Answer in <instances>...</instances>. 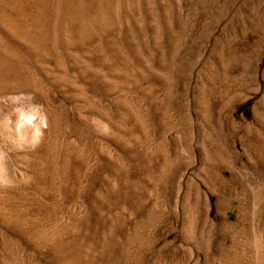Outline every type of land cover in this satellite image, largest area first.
I'll use <instances>...</instances> for the list:
<instances>
[{
    "label": "rangeland",
    "instance_id": "1",
    "mask_svg": "<svg viewBox=\"0 0 264 264\" xmlns=\"http://www.w3.org/2000/svg\"><path fill=\"white\" fill-rule=\"evenodd\" d=\"M59 5L0 22V264H261L264 0Z\"/></svg>",
    "mask_w": 264,
    "mask_h": 264
},
{
    "label": "bare ground",
    "instance_id": "2",
    "mask_svg": "<svg viewBox=\"0 0 264 264\" xmlns=\"http://www.w3.org/2000/svg\"><path fill=\"white\" fill-rule=\"evenodd\" d=\"M2 1V2H1ZM26 1L27 0H16L15 2H20L21 6L17 8V12L16 15H13L12 13V8H14V6L10 5V3L5 2L4 0H0V22H2L8 29H11L14 34L16 36H18L20 39L24 40L29 46H31L32 48H36L39 49V47L42 45V42L40 40L41 35H44L45 32H41L40 36L36 35L32 32L31 28L28 27V25L26 24V20H27V16H29V12L27 10V6H26ZM29 1V0H28ZM116 0H59L60 5H62V7H64L66 14L70 16V18L72 19H78L80 18L82 15H86L85 11H87V9H92V12L94 15H91V17L93 18V20L95 22H109L107 21L110 17L109 15H113L114 11V4H115ZM34 2V1H33ZM35 3V2H34ZM58 5V4H56ZM59 5V6H60ZM118 5V4H117ZM5 6V7H4ZM32 6V4H31ZM55 6V5H54ZM116 8V7H115ZM57 10V9H56ZM60 11H58L57 13H59ZM31 15V14H30ZM45 16L49 19L51 17L50 12L45 13ZM56 18V17H55ZM46 21H48L46 19ZM65 22V21H64ZM75 22V21H74ZM45 24H48L47 22L44 21ZM68 23V21H67ZM124 23V22H123ZM40 25V22L39 24ZM86 26V25H85ZM84 26V27H85ZM40 30H44V28L40 29ZM45 36V35H44ZM49 36V35H48ZM45 38V37H44ZM6 40V39H5ZM5 40L0 38V67L1 69L3 67H5L6 65H15L14 63H20L21 60V54L18 51L17 48H11L8 47V44H5ZM49 42V41H48ZM7 43V42H6ZM22 51V50H21ZM23 58V57H22ZM25 60V59H24ZM202 135V134H201ZM213 143V142H212ZM211 143V144H212ZM106 146V145H105ZM209 153V152H208ZM220 154V153H219ZM168 158V157H167ZM218 162V161H217ZM67 164V163H66ZM69 164V163H68ZM150 170V169H149ZM204 171V170H203ZM208 171V170H207ZM201 174V173H200ZM154 175V174H153ZM128 178V177H127ZM153 179V178H152ZM151 179V180H152ZM127 180V179H126ZM130 180V179H129ZM131 181V180H130ZM150 183V182H149ZM198 196V195H197ZM54 205V204H53ZM19 219L20 217L17 216ZM69 218V217H68ZM71 219V220H70ZM70 222H66L64 223L63 221H58L60 219L56 218L54 219V221L51 223L52 224V228L55 231H58L60 227L64 226V227H69L70 226H75L77 225V223L75 220L73 221V218H70ZM74 219H76V217H74ZM80 220V219H79ZM67 221V220H66ZM47 225V224H46ZM83 226V225H82ZM81 226V227H82ZM77 227V226H76ZM45 229V228H44ZM42 229V230H44ZM73 229V228H72ZM81 229V228H80ZM62 229H60L59 231H61ZM48 231V228L44 231L43 234H45V232ZM51 231V229L46 233L48 236L50 235L49 232ZM58 231V232H59ZM62 232V231H61ZM61 232L59 234H61ZM32 233V232H31ZM40 233V232H39ZM51 233V232H50ZM52 235H54V233H51ZM264 237V236H262ZM42 238V237H41ZM64 239V238H63ZM262 239V238H260ZM71 240V239H70ZM46 242V241H45ZM50 242V241H49ZM57 242V241H56ZM60 242V241H59ZM62 243V241L60 242ZM66 243V242H64ZM74 243V242H73ZM256 245V249L257 251H260L259 253V257H260V262L261 264H264V241H260V240H256L255 242ZM55 244V243H54ZM72 245V243H70ZM69 244V245H70ZM56 245V244H55ZM58 245V244H57ZM68 245V244H67ZM70 245V246H71ZM91 245V244H90ZM254 245V246H255ZM59 246V245H58ZM73 246V245H72ZM71 246V247H72ZM74 246H77L74 244ZM62 247V246H61ZM65 247V246H64ZM54 248V247H53ZM63 248V247H62ZM74 248H78L74 247ZM65 249V248H64ZM63 250V249H62ZM78 250V249H77ZM57 252V250H55ZM76 251V250H75ZM79 252V250H78ZM57 255V254H56ZM80 255V254H79ZM60 258V257H59Z\"/></svg>",
    "mask_w": 264,
    "mask_h": 264
}]
</instances>
